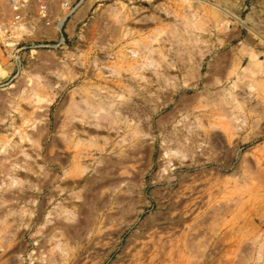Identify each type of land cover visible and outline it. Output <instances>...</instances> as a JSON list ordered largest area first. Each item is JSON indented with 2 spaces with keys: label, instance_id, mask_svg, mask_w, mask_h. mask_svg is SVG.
<instances>
[{
  "label": "rangeland",
  "instance_id": "obj_1",
  "mask_svg": "<svg viewBox=\"0 0 264 264\" xmlns=\"http://www.w3.org/2000/svg\"><path fill=\"white\" fill-rule=\"evenodd\" d=\"M41 1L0 0V264H264V0Z\"/></svg>",
  "mask_w": 264,
  "mask_h": 264
},
{
  "label": "built area",
  "instance_id": "obj_2",
  "mask_svg": "<svg viewBox=\"0 0 264 264\" xmlns=\"http://www.w3.org/2000/svg\"><path fill=\"white\" fill-rule=\"evenodd\" d=\"M11 1V3L13 4V5H15L16 3H18L19 4V2H18V0H10ZM38 5H39V8H41L40 10L43 12V3H42V1L41 0H38ZM18 8V7H17ZM43 15H44V12L42 13ZM19 17V14H14V18H18ZM61 39H62V37H61ZM60 39V40H61Z\"/></svg>",
  "mask_w": 264,
  "mask_h": 264
},
{
  "label": "bare ground",
  "instance_id": "obj_3",
  "mask_svg": "<svg viewBox=\"0 0 264 264\" xmlns=\"http://www.w3.org/2000/svg\"><path fill=\"white\" fill-rule=\"evenodd\" d=\"M61 18H63V17H61ZM62 20H63V19H61L60 22L58 23V27H60ZM56 28H57V27H56Z\"/></svg>",
  "mask_w": 264,
  "mask_h": 264
}]
</instances>
